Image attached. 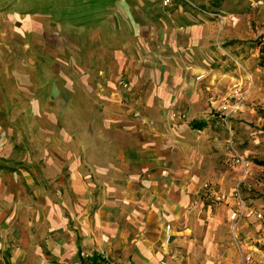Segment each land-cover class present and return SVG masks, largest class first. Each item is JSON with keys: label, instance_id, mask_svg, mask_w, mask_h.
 Segmentation results:
<instances>
[{"label": "rangeland", "instance_id": "1", "mask_svg": "<svg viewBox=\"0 0 264 264\" xmlns=\"http://www.w3.org/2000/svg\"><path fill=\"white\" fill-rule=\"evenodd\" d=\"M196 23L198 41L183 45ZM262 46L264 0H0V264L19 252L26 218L15 229L4 196L26 211L61 181L91 211L108 182L107 216H123V241L81 248L79 264L264 258ZM181 193L189 202L169 213L165 200Z\"/></svg>", "mask_w": 264, "mask_h": 264}, {"label": "crops", "instance_id": "2", "mask_svg": "<svg viewBox=\"0 0 264 264\" xmlns=\"http://www.w3.org/2000/svg\"><path fill=\"white\" fill-rule=\"evenodd\" d=\"M3 2H5V0H3ZM5 14L6 12H4V15ZM22 21L25 22L23 28L28 30V26L30 24L29 21L31 20L27 16ZM203 29L204 24L201 23L190 24L189 26H187V29L184 30L185 36L183 39L185 41L183 45H185L186 43L192 44L193 42L198 41L199 33ZM108 35L118 37L117 32L110 34L108 33ZM117 46H119V44H117ZM88 129L84 131V138L87 139L86 143L89 144L90 142L87 134L89 132L92 134L95 130L91 128L90 130ZM98 131L102 132L101 130ZM94 146L97 147L95 143ZM89 147L90 144L89 146L85 145V149H88ZM76 148V142L69 147L70 152L68 153V158L72 162L75 157H73L74 155L72 154L71 150H76ZM73 165H75L74 162ZM61 182L64 184L63 181ZM63 184L60 183L59 188L55 193L52 194V200L49 198L45 200L38 199V201L36 202L32 200V202H34L35 204L29 202L28 200L24 201L25 203L21 201V204L23 203L22 205H24V207H27L28 210L26 211L23 210L17 203V205L13 203V197L17 196L16 194L9 192L4 196L7 206L11 207L13 211L11 219L14 228L15 223L17 222V218L21 219V213H26L24 222L20 220V236L18 235V241L20 244L19 252H13L14 254L13 256H11L8 264H13L14 262L15 264H53L52 261L55 264H79L78 251L81 248L85 246H95L96 249L100 251L109 250L114 240L113 236L115 235L118 243L123 241L122 238L124 237V229L123 226H121L123 222V218H121L123 217L122 214L120 213L115 216L114 223H112L107 216L109 208H106L105 206H109L111 204L108 200V191L109 189H113L109 186L108 182H104L105 185L103 187L101 185L98 187L97 191L99 192L98 197L100 207L92 211L89 210L90 207L86 205V202H74L73 199L72 203L71 200L67 199V197H69L68 194L72 193L70 188L68 189V191H64V188H61V185ZM170 197L171 201L165 200L164 202V207L170 210L169 213H171L174 207L178 208L181 207V205H185L187 202H189V195H186L185 193L176 194L175 196L170 195ZM48 201L53 203V215L51 217L48 216L45 219L39 218L38 214L41 217H45L46 210H44L42 205L47 204ZM217 203L221 205L226 210V212L231 211V205L229 204L228 200L219 201ZM152 207L157 209V207L160 206L152 205ZM224 212L225 211H221L218 214ZM89 213H92V216L89 215ZM165 213V219L171 217L168 216L167 212ZM33 214L37 215L35 219L33 218ZM9 219L10 218H8V220ZM49 221H53L52 228H50V225L49 227L48 225H46V223ZM166 226L171 227L169 222H166L164 224V228ZM261 229L262 230L260 232L259 238L261 243H264V227H261ZM46 237L53 238L52 241L47 242L48 249H50V255L48 256V258L40 256L41 251L44 247L43 241L47 240ZM240 244L243 249L249 247L257 248L258 246V244L253 240H244ZM260 246H262V244H260ZM250 254L251 259L249 264H264V258H262V256H255L252 252ZM30 255H32L33 257ZM146 256L147 254H145L144 257H140L145 259L147 258Z\"/></svg>", "mask_w": 264, "mask_h": 264}, {"label": "built area", "instance_id": "3", "mask_svg": "<svg viewBox=\"0 0 264 264\" xmlns=\"http://www.w3.org/2000/svg\"><path fill=\"white\" fill-rule=\"evenodd\" d=\"M167 1V0H166ZM220 198H223V195H220L217 197V199H220ZM240 207H243V206H240ZM241 212V209L239 208L238 211H232L231 214H230V218L231 219H237L239 217V214ZM170 227L169 226H166L164 228V241L165 243L167 244L169 241H170ZM250 255H246L242 260L241 262H239L238 264H249L250 262Z\"/></svg>", "mask_w": 264, "mask_h": 264}, {"label": "trees", "instance_id": "4", "mask_svg": "<svg viewBox=\"0 0 264 264\" xmlns=\"http://www.w3.org/2000/svg\"><path fill=\"white\" fill-rule=\"evenodd\" d=\"M257 64L259 67L264 68V46H262L259 50V55H258V61ZM261 111L264 112V108H261ZM203 126L202 123H199L195 126L196 129H200ZM82 264V263H80Z\"/></svg>", "mask_w": 264, "mask_h": 264}]
</instances>
